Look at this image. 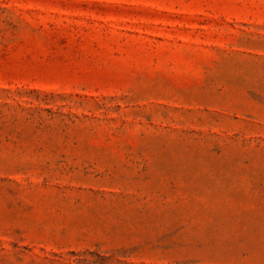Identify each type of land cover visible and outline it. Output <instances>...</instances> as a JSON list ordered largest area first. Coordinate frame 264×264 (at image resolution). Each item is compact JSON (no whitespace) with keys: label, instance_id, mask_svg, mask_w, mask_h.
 Returning a JSON list of instances; mask_svg holds the SVG:
<instances>
[{"label":"rangeland","instance_id":"374dc122","mask_svg":"<svg viewBox=\"0 0 264 264\" xmlns=\"http://www.w3.org/2000/svg\"><path fill=\"white\" fill-rule=\"evenodd\" d=\"M0 264H264V0H0Z\"/></svg>","mask_w":264,"mask_h":264}]
</instances>
